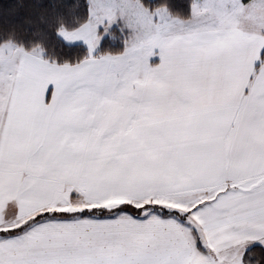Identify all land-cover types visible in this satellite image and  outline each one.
<instances>
[{
	"label": "snow or ice",
	"instance_id": "6c2138e0",
	"mask_svg": "<svg viewBox=\"0 0 264 264\" xmlns=\"http://www.w3.org/2000/svg\"><path fill=\"white\" fill-rule=\"evenodd\" d=\"M0 264H264V0L0 2Z\"/></svg>",
	"mask_w": 264,
	"mask_h": 264
},
{
	"label": "trees",
	"instance_id": "16d2710c",
	"mask_svg": "<svg viewBox=\"0 0 264 264\" xmlns=\"http://www.w3.org/2000/svg\"><path fill=\"white\" fill-rule=\"evenodd\" d=\"M0 2H6V0H0Z\"/></svg>",
	"mask_w": 264,
	"mask_h": 264
}]
</instances>
